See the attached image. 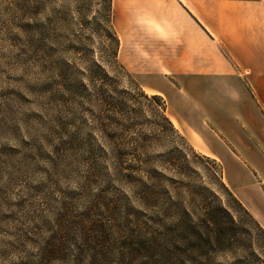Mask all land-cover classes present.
Returning a JSON list of instances; mask_svg holds the SVG:
<instances>
[{"label":"rangeland","instance_id":"374dc122","mask_svg":"<svg viewBox=\"0 0 264 264\" xmlns=\"http://www.w3.org/2000/svg\"><path fill=\"white\" fill-rule=\"evenodd\" d=\"M186 7L207 19L201 0ZM174 10L0 0V264H151L127 249L144 228L220 207L235 247L186 264H264L263 231L222 188L213 132L192 121L181 74L191 80L195 52L167 28Z\"/></svg>","mask_w":264,"mask_h":264},{"label":"crops","instance_id":"0c3cea01","mask_svg":"<svg viewBox=\"0 0 264 264\" xmlns=\"http://www.w3.org/2000/svg\"><path fill=\"white\" fill-rule=\"evenodd\" d=\"M149 1L175 9L166 14L167 28L195 52L191 80L181 74L192 121L214 135L205 154L221 163L224 182L264 229V0H201L206 20L198 7H186L194 0Z\"/></svg>","mask_w":264,"mask_h":264},{"label":"trees","instance_id":"16d2710c","mask_svg":"<svg viewBox=\"0 0 264 264\" xmlns=\"http://www.w3.org/2000/svg\"><path fill=\"white\" fill-rule=\"evenodd\" d=\"M152 98L157 101L162 99L159 95H153ZM162 103L160 105L163 109V117L168 124H171L166 115V104L165 102ZM222 176L221 171L220 183L222 188L264 233V229L236 198L222 180ZM218 212L228 217L230 226H225L221 214ZM172 217V212L168 211L166 212L167 224L162 222V220H157L153 221L147 228H144L146 239L144 244H139V247L133 246L131 241L128 242L127 249L131 254L137 255L141 253L142 256L148 258L151 264H186L188 261V258H186L187 252L206 254L208 252L231 251L238 241L235 233H230L235 232L236 223L234 218L231 213L221 207L207 210L198 221H193L186 216L184 218L180 216L176 218V221H173Z\"/></svg>","mask_w":264,"mask_h":264}]
</instances>
